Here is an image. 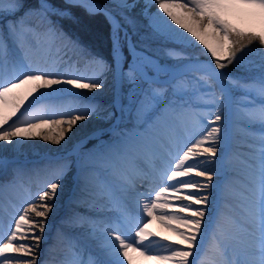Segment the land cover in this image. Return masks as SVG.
<instances>
[{"label":"snow or ice","instance_id":"1","mask_svg":"<svg viewBox=\"0 0 264 264\" xmlns=\"http://www.w3.org/2000/svg\"><path fill=\"white\" fill-rule=\"evenodd\" d=\"M65 3L86 7L93 15L103 13L110 23L114 22V52L120 29L114 13L130 23L125 13L137 7V0H113L111 9L95 0ZM144 13L154 32L200 47L209 57L207 63L197 62L190 69L200 73L190 86L180 82L171 87L161 85L156 77L160 68L143 53L128 71L93 59L97 72L92 77L34 67L30 55L40 44L41 28L28 18L39 17L41 25H47L43 34L57 38L63 34L51 17L70 13L50 0H38L35 6L24 0H0V17H12L0 28V142L11 145L39 138L60 145L78 122L93 116L111 118L110 111L82 95L76 96L70 106L60 103L57 97L58 91L63 92L61 85L78 91L99 90L105 86L102 77L111 72L116 93L113 107L119 104L123 112L127 101L141 128L151 125L154 116L171 118L174 125L181 126L175 154L169 150L156 169L159 176H153L143 170L131 145L141 133L130 132L121 134L124 141L120 149L102 150L97 154L99 160L92 154L85 156L81 172L86 175L82 178L86 186L90 178L95 181L93 207L104 218L74 214L66 219L67 227H80L84 232L77 237L58 231L57 240L64 243L67 252L60 264H197V258L201 264H264V70L252 81L232 79L223 71L229 65L243 64L253 44L264 52V0H146ZM9 42L15 45L19 57H10ZM185 96L190 99L184 100ZM200 103L207 106L206 111H191ZM188 116L190 126L186 123ZM229 127L241 139L240 148L247 150V159L240 157L245 166L240 212L227 217L216 210L214 221H210L209 250L214 257L210 259L207 252L201 255L197 249L203 250L208 236L205 218L212 204L211 190L218 188L222 201L232 192L230 183L222 187L213 184L223 167L218 153L222 141L228 138ZM118 159L131 161L127 171L116 166ZM69 170L67 162L59 163L52 170L53 179L8 226L0 222V264H38L37 252L48 227L47 218ZM105 173L122 181L120 192H135V211L116 195L117 188ZM157 178L160 184L155 190ZM137 181L146 182L147 190L137 191ZM105 198L106 203L95 202ZM106 212L114 215H104ZM154 221L161 231H152ZM226 222L231 224L228 232ZM81 239L94 240L99 255L87 253Z\"/></svg>","mask_w":264,"mask_h":264},{"label":"rangeland","instance_id":"2","mask_svg":"<svg viewBox=\"0 0 264 264\" xmlns=\"http://www.w3.org/2000/svg\"><path fill=\"white\" fill-rule=\"evenodd\" d=\"M103 1L110 2L111 4L113 2V0ZM25 3L30 5V2L28 0H26ZM145 3L146 0H137V7L139 9L138 15L129 14L128 12L125 13V15H127L129 20L131 21L130 23L125 21L122 16L116 13L115 14L119 18L121 24L126 27L127 32L132 29L136 34L138 40L144 43L143 46L145 47L146 51L159 58V63L177 64L181 61L194 59H207L209 61L208 56L205 55V57H201L199 56V54H195L196 51H201L200 47L188 46L184 41L178 39L177 37L169 36L166 33L154 32L152 28L149 27L148 17L144 13ZM151 11H156V7L154 6ZM11 19L12 17H8L7 20L3 17H0V28H3L8 20ZM28 20L30 23L38 25L41 28L40 44L30 55V60L34 67L56 68L61 73L75 74L84 77H92L96 74L97 68L92 63L93 59L102 60L107 65L113 68L112 59L106 60L89 52L87 48L79 43L74 36H71L65 31L61 30L56 25H54L53 22L52 23L55 28L63 34L62 37L49 38L47 35L43 34V29L46 28L47 25H41L39 17L31 16L28 18ZM119 40L125 43L123 39L119 38ZM74 45H76V47H74ZM58 49L60 50L59 52L57 51ZM127 49L129 54L126 57L128 58H125L122 66L124 71H128V68L130 66L135 67L134 62L136 61V57L140 54L138 52H134L129 45L127 46ZM9 50L10 57L20 56V53L15 48V45L11 42H9ZM256 53V51H253V54ZM250 54L246 57L243 63L244 65L250 64L251 66H253L249 70V74H251L250 77H247L244 73H242L241 70L236 69L241 66L237 64L229 65L223 71L227 73L232 79H239L242 81H252L257 79L260 76L262 70H264V68H262L264 52H261L258 58L251 57ZM190 69L181 71L179 73L176 72V70L169 71L160 69V71L156 73V77L159 80L160 84L165 87L174 86L177 82L182 83L184 86H190L200 75V73H194L190 71ZM102 79H104L105 81V86L101 88L103 90L102 93L99 92L101 89L90 92L87 90V92L84 93L58 91L57 97L60 103L66 106H70L76 102V96L82 95L95 104L99 105L101 108L105 110H112L113 112L111 118H109L104 125L113 123V126H103L100 131L91 133L86 137H82L76 142H73L69 139L68 148L66 149H61L60 145L52 144V146H50L49 144V148L51 149H49L48 153H52L53 155L31 153L30 156H26V154L22 153L19 156H14V153H11L12 158H8L4 163L0 162V222H2L5 227H7L9 222L14 219V216L22 207L27 206V203L30 202V200L34 198L39 191L45 188L46 182L53 179L49 178L45 180L44 186L40 183L41 178H39L38 184H36L35 182H28V170L34 167H45V160L42 159L45 156L46 159L49 158L50 160L56 158L54 162L49 163V165L47 166L50 170L46 174L47 176L53 177L52 170L61 162H67L70 165V170L62 181V185H64V183H66L67 181L66 185L68 188L66 196L61 199L62 201L56 205V213L51 216V218H47V225H50L52 230H55L57 233L58 231H62L65 234H77V237H80L84 232V229L80 227H67L65 225L64 217L68 215H74V213H79L93 216V219L104 218V216L102 215L94 214L97 212L93 207V201L95 199L93 197V193L96 190L95 184L89 189V191L85 193L76 191L74 189L75 180L73 178L72 170L74 169L73 165L77 158V154L76 151L74 152V148H77V152L83 155L88 153L87 148H98V150L101 152L108 145V143L115 139L121 138L123 136L121 135L122 133H134L138 132L137 130H141L144 137L150 138L152 135V131L156 130L158 120H160V118L158 116H154L153 123L151 125H145L144 128H141V121L136 119L135 111L133 110L132 106L127 103V101H124L125 107L123 112H121L120 110H116V106L113 107L114 97L116 96V93L110 89L112 86L109 83H111L113 80L112 73H105ZM60 88H62V86H60ZM137 92H139V90H137ZM237 96H240L239 92H237ZM189 99V96L184 97V100ZM192 99L194 100V98ZM206 107V105L200 103L191 111L199 110L203 112L206 111ZM98 119V116H93L87 120L97 121ZM30 140L19 142L20 147L22 146L23 148V145ZM241 143V139H238L237 144L234 145V150L230 152L232 153L231 156L233 157V159L230 160L229 163L235 164L232 165L233 167L230 174H228L227 180H221L222 186L226 183H230L232 189L231 194L226 198V200H224V204L222 205V211L226 214L227 217L237 216L236 214L240 212V208L238 207V205L241 202V197L239 193L243 191V187H239V185H243L244 178L239 176V172L244 175L245 167L244 164L241 163L240 157H242L243 159H247V150L240 148ZM21 164L23 166L20 169V174H18L16 173V171L18 170L17 166ZM12 170H14L15 172H10ZM105 175L108 180L116 179L108 173H105ZM12 177L16 178L13 179ZM116 181H118V179H116ZM137 184L142 186H137L136 190L145 189L144 182L137 181ZM86 199L91 202L90 205H88ZM99 201V199L95 200L96 203H99ZM102 201L103 203H106V198ZM129 208L131 210L133 209L131 204L129 205ZM88 210L94 212H89ZM106 215L111 216L114 215V213L109 212V214ZM81 243L86 247L87 253L94 256L99 255L94 247H92V240L81 239ZM66 255L67 252L62 242H58L57 238L53 235H49L46 237L44 236V239L40 242V246L37 252L38 264H60V261H62L66 257Z\"/></svg>","mask_w":264,"mask_h":264},{"label":"bare ground","instance_id":"3","mask_svg":"<svg viewBox=\"0 0 264 264\" xmlns=\"http://www.w3.org/2000/svg\"><path fill=\"white\" fill-rule=\"evenodd\" d=\"M146 57H148V56H146ZM152 62L155 65H157L160 69H165V70H169V71L176 70V72H178V73L181 72L182 70H185L187 67L194 66L197 62H199L200 64L207 63L206 61H185L182 63H178L177 65H171V64L161 65L153 58H152ZM134 65H136V61L134 62ZM109 84L112 85V88H111V90H112L113 89V82H111ZM61 86H62L63 92H67V91L80 92V93L86 92V90L78 91V90L72 88L71 86H67V85H61ZM99 92L102 93L103 90L101 89ZM108 111H110L112 113L111 110H108ZM107 121H108V119H103V118L99 117V119L97 121L84 120V121L78 122L77 125L72 129V131L67 134L66 140L61 142L60 148L61 149L68 148V140L69 139L72 140L73 142H76L78 139H81L82 137H85L91 133H95V132L100 131L103 128V126L108 125V124L104 125ZM186 123L190 126L191 116L186 117ZM111 126H113V123L112 124L110 123L108 125V127H111ZM226 126H227V122H226ZM180 127L181 126H179V125H174L172 123L171 118H169V119L158 120V125L156 127V130L152 131V135L150 138L144 137L143 132L141 130H137L139 133H141V135H140V137L131 141V145L135 151V155L139 159L141 167L143 168V170L145 172H149L153 176H157V177L159 176V173L156 171V169H158L160 167L161 160L167 158V152L169 150H172L173 154H175L174 144H175V141L177 139V133L180 132ZM238 139H240V138L236 135L235 129L232 127H229L228 128V138H227V140L222 141V143L220 145V152L218 153V155L220 156L221 161L223 162V167H222V170H220L219 175L214 178V180H213L214 185H218V186L222 187L221 180H223V181L227 180L228 174H230V172L232 170V167H233L232 165L235 164V163H233V164L229 163V161L233 159V157L231 156L232 153H230V152L234 150V145L237 144ZM123 141H124V136H122L121 138L115 139V140L111 141L110 143H108V145L103 149V151L107 152L110 148L113 150L120 149L123 146L122 145ZM49 144H50V146H52L51 142H45L39 138L31 139L30 141L26 142L23 145V148H22V146L20 147L19 143H14V144L10 145V144H6L4 142H0V162L4 163L8 158H12L11 153H14V156H19L22 153L26 154V156H30L31 153L32 154L41 153V154H46V155L47 154L53 155L52 153H48L49 149H51V148H49ZM75 151L77 154V158H76V161L73 165L74 169L72 170L73 178L75 180L74 189L76 191L85 193V192L89 191V189L95 184V181L90 178L91 182L87 186L85 185L82 177L84 175H86V173L81 172V161L88 154H92L95 159L99 160L100 157L97 156V154L100 153V151L98 150V148H87L88 153H86L85 155L77 152V148H74V152ZM229 158H231V159H229ZM42 159L45 160V163H46L45 167H43V168L34 167V168L28 170V175H29L28 182L29 183L35 182L36 184H38L39 178H41L40 183L44 186L45 180H47L49 178H53V177L46 175L50 171L47 166L49 165V163L54 162L56 158L50 160L49 158L46 159V156H45ZM130 162L131 161L128 159H118L116 161V166L118 168H120L122 171H127L128 167L130 165ZM22 166H23L22 164L17 166L18 170L16 171V173L20 174V169ZM10 172H15V171L12 170ZM239 176L244 178V175L241 172H239ZM12 178L15 179L16 177L15 178L12 177ZM199 179H202V178H199ZM110 180H111L110 182L113 185H116V188H117L116 195L118 197H122L123 199H125L126 202H129V201L133 202V197L135 195V192L130 191L129 193L124 194V193L119 191V185L122 182L116 181V179L115 180L110 179ZM66 183H67V181H66ZM66 183H64V185H62V188H61L60 193H59V197L55 202V207L53 208L52 212L48 215V219L51 218V216H53L56 213V211H57L56 205L59 202H61L62 201L61 199H63L66 196L67 188H68ZM144 184H145L146 190H147V183L144 182ZM159 184H160V181L157 178L154 182L155 190H158ZM237 185H239V184H237ZM239 187H242V184H240ZM139 191L144 192L141 190H139ZM211 192H212L213 200H212V204L209 207V214L205 218V225L207 226L206 231L208 232V236L203 241V250L200 248L197 249V252L201 253V255H203L204 252H207L208 257L210 259L214 258L213 254L209 250V246L211 244L210 237L212 234V225L210 224V221H214V218L216 216V210L217 209L223 210L222 205L224 204L223 203L224 200L222 201L220 199L218 188L214 187L211 190ZM84 200H85V198H84ZM87 203H88V205H90L88 200H87ZM99 203H103V202H99ZM99 203H97V204H99ZM128 205H129V203H128ZM133 208L135 211L134 203H133ZM88 211L94 212V211H90V210H88ZM74 214H78V215L86 217V218L87 217L93 218V216H90L87 214H79V213H74ZM94 214L101 215L98 212H96ZM106 214H109V212H106L104 215H106ZM236 215H238V214H236ZM71 216H73V215H68V216L64 217V221H66V219H68ZM150 228L154 232L161 231L160 226L155 221L150 225ZM225 230H226V232L231 230L230 222L225 223ZM49 235H53L54 237L57 238V232L55 230H52L50 225L46 228V231L44 233L45 237L49 236ZM67 235L77 236V234H69V233ZM92 247H94V249L99 253V250L96 247V242L94 240H92ZM197 264H201V261L199 258H197Z\"/></svg>","mask_w":264,"mask_h":264},{"label":"trees","instance_id":"4","mask_svg":"<svg viewBox=\"0 0 264 264\" xmlns=\"http://www.w3.org/2000/svg\"><path fill=\"white\" fill-rule=\"evenodd\" d=\"M54 5L68 7L62 0H50ZM71 15L61 18L62 22L74 30L83 41L92 48L106 51L109 48V30L105 18L101 14H90L81 6H69Z\"/></svg>","mask_w":264,"mask_h":264},{"label":"water","instance_id":"5","mask_svg":"<svg viewBox=\"0 0 264 264\" xmlns=\"http://www.w3.org/2000/svg\"><path fill=\"white\" fill-rule=\"evenodd\" d=\"M86 8V7H85ZM87 9V8H86Z\"/></svg>","mask_w":264,"mask_h":264}]
</instances>
